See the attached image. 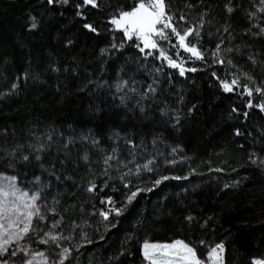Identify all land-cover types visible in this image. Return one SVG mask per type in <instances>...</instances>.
Listing matches in <instances>:
<instances>
[{
  "label": "trees",
  "instance_id": "trees-1",
  "mask_svg": "<svg viewBox=\"0 0 264 264\" xmlns=\"http://www.w3.org/2000/svg\"><path fill=\"white\" fill-rule=\"evenodd\" d=\"M138 2L0 0V175L39 197L28 244L50 264H148L145 241L176 240L202 261L216 244L224 264L264 261V4L165 0L196 59L170 29L143 53L116 30Z\"/></svg>",
  "mask_w": 264,
  "mask_h": 264
},
{
  "label": "snow or ice",
  "instance_id": "snow-or-ice-1",
  "mask_svg": "<svg viewBox=\"0 0 264 264\" xmlns=\"http://www.w3.org/2000/svg\"><path fill=\"white\" fill-rule=\"evenodd\" d=\"M58 2L66 4L68 0H58ZM48 3L52 4L53 0H48ZM83 3L85 5H91L93 8L98 6L96 0H83ZM261 3L264 4V0H261ZM166 9L167 5L165 0H139L138 3L133 5L130 11H121L118 17L114 16L110 23L115 26L116 30L122 31L124 37L128 40H132L133 38L138 40L143 45V47L140 48L142 53L145 49H157L158 44L154 37L166 40L168 35L165 30L170 29L172 34L177 36L178 44L185 52L191 53L196 59H201L202 53L198 51L195 46H189L185 43L186 38L192 34V30L188 29L185 30L183 34H180L177 29L173 27L172 23H170L172 17L166 14ZM228 11L231 12L232 9L228 8ZM260 11L264 12V8H261ZM36 26L35 22L31 25L32 28ZM85 27L90 31H95L91 25H85ZM261 31H264V29H261ZM137 46L139 47V45ZM151 54V52L148 53V55ZM160 58L166 60L169 67L179 68L181 76L185 74V71H196L195 68L185 69L183 60L177 63L163 51H160ZM238 83V80L235 79L232 80L231 83L222 81L221 86L225 92H231L233 87L237 86ZM15 87L16 85H13V88ZM149 90L153 93L156 91L152 85H149ZM133 91L135 90L133 89ZM244 91L247 95H252V92L246 86ZM256 91L260 92V89H256ZM142 98L147 99V96ZM248 106L252 107L251 103H249ZM141 110H143V108H141ZM233 111H235V109H233ZM261 111H264V106H261ZM236 134L240 135L241 133L237 131ZM93 143H96V141H93ZM27 158V156L24 157V159ZM37 159H39V157H37ZM84 159H88L86 154ZM111 159L112 157L108 156L105 159V163L107 164ZM253 163H255V161H253ZM261 163L264 164V161H261ZM145 168H147V165H145ZM186 178L187 177H185V179ZM3 179L7 180V184H0V256L7 253L9 245H18L19 242L24 239L31 229L33 217L40 215L35 205V201L39 198L37 195H31L29 198L28 192L21 191L16 187L15 177H4ZM167 179H169V177L157 179L155 184L159 185L163 180ZM171 179L179 178L171 177ZM95 187L96 185L92 184L87 191L93 192ZM125 187H127V184ZM146 190L151 191L152 189ZM139 191H144V189L132 191L131 194L126 197L129 204L137 197ZM101 202L104 203L105 201ZM106 202L108 204L113 203L110 198ZM109 211L114 212L117 216L122 214V209L112 208L109 209ZM99 215L102 216L104 220H108L109 218L108 212L102 211ZM188 219L191 220L192 218L189 217ZM20 225L23 226L20 227ZM49 238L53 242L58 239L56 236H49ZM224 251L223 244H216L214 247L209 248L207 261H202L196 249L182 240L164 244L145 241L143 244V257L148 264H224ZM67 253L68 249H63V254L65 256ZM12 255H15V252H13ZM39 255L43 257V253ZM27 264H32V261H28ZM44 264H47V262L45 261ZM60 264H63V260L60 261ZM253 264H264V261H253Z\"/></svg>",
  "mask_w": 264,
  "mask_h": 264
},
{
  "label": "rangeland",
  "instance_id": "rangeland-1",
  "mask_svg": "<svg viewBox=\"0 0 264 264\" xmlns=\"http://www.w3.org/2000/svg\"><path fill=\"white\" fill-rule=\"evenodd\" d=\"M4 177H8V178H12L10 176H6V175H0V184H7V180H4ZM16 187L19 188L16 184ZM20 189V188H19ZM21 190V189H20ZM23 191V190H21ZM31 195H37L36 193H29V198L31 197ZM38 196V195H37ZM35 205H36V209L38 210V199L35 201ZM37 216H34L32 219V223L33 220L36 218ZM23 225H20V227H22ZM32 229V226H31ZM31 229L28 232V234L24 237L23 240H21L19 242V244H11L9 246L15 248V260L12 261H7V262H3L0 264H27L28 261H32V264H44V262L46 261L47 264H50V259L45 256L43 254V257H41L39 254L43 253L39 250H35L34 248L29 246V239L31 236ZM19 249V250H17ZM142 254H143V245H142ZM207 261V258L206 260ZM255 261H260V260H255Z\"/></svg>",
  "mask_w": 264,
  "mask_h": 264
}]
</instances>
